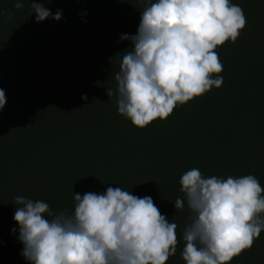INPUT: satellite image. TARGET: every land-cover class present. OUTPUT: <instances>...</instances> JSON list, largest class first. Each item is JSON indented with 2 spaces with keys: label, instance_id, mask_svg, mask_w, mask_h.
<instances>
[{
  "label": "trees",
  "instance_id": "trees-1",
  "mask_svg": "<svg viewBox=\"0 0 264 264\" xmlns=\"http://www.w3.org/2000/svg\"><path fill=\"white\" fill-rule=\"evenodd\" d=\"M41 2L62 19L37 23L30 0L21 9L0 0V264H28L13 220L16 196L70 211L73 193L109 186L150 196L177 223L180 242L166 264H184L189 212L174 203L187 170L254 175L264 187V0H231L247 23L215 50L222 85L143 128L119 115L106 91L130 47L117 41L136 33L144 0ZM229 264H264V231Z\"/></svg>",
  "mask_w": 264,
  "mask_h": 264
},
{
  "label": "clouds",
  "instance_id": "clouds-1",
  "mask_svg": "<svg viewBox=\"0 0 264 264\" xmlns=\"http://www.w3.org/2000/svg\"><path fill=\"white\" fill-rule=\"evenodd\" d=\"M30 4L37 23L62 19L60 10L53 14L41 0ZM23 6L24 0H16V9ZM140 13L136 33L117 41H129L130 47L106 95L119 115L143 128L222 85L215 50L235 42L247 21L231 0H144ZM5 104L0 89V109ZM179 182L183 197L174 208L189 212L182 230L184 264H229L264 231V187L254 175L206 177L192 168ZM14 199L20 255L28 264H166L180 242L177 223L150 196L119 186L73 193L70 211L24 196Z\"/></svg>",
  "mask_w": 264,
  "mask_h": 264
}]
</instances>
